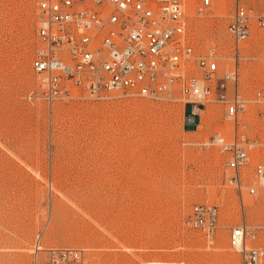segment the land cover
Returning a JSON list of instances; mask_svg holds the SVG:
<instances>
[{
	"label": "rangeland",
	"instance_id": "374dc122",
	"mask_svg": "<svg viewBox=\"0 0 264 264\" xmlns=\"http://www.w3.org/2000/svg\"><path fill=\"white\" fill-rule=\"evenodd\" d=\"M182 1L190 41L199 52L215 47L222 68L234 65L235 3L264 12V0H215L202 12L200 0ZM36 8L37 0H0V264H31L38 238L84 248L86 264H238L232 227L243 214L251 223L264 215L259 197L244 190L241 200L211 143L233 135L223 106L139 96L29 100ZM240 54L238 88L252 99L264 88V27L254 25ZM240 119L264 141V103L250 102ZM250 150L243 171L252 181L264 147ZM197 202L220 207L212 240L189 223ZM248 242L264 245V231Z\"/></svg>",
	"mask_w": 264,
	"mask_h": 264
},
{
	"label": "built area",
	"instance_id": "2783aa9c",
	"mask_svg": "<svg viewBox=\"0 0 264 264\" xmlns=\"http://www.w3.org/2000/svg\"><path fill=\"white\" fill-rule=\"evenodd\" d=\"M214 2L200 0L199 11ZM254 25L264 27V12L237 1L228 24L234 65L222 68L215 47L199 52L190 41L182 0H37L38 46L31 61L37 81L27 98L52 105L73 96L93 100L139 96L182 101L197 109L219 103L224 117L232 121L233 135L230 140L214 137L211 143L225 155V167L233 172L230 182L241 200L244 190L259 197L264 215V161H256L252 181L243 171L253 156L250 146L264 147V141L251 138L249 125L240 119L250 102L264 103V88L252 99L238 88L240 53ZM229 84L234 88L231 94ZM219 216L218 204L197 202L189 223L212 240ZM263 231L264 223H251L246 214L232 227L229 241L240 254L238 264L263 263L264 245L248 242ZM31 253L32 264L87 261L84 248L43 246L39 238Z\"/></svg>",
	"mask_w": 264,
	"mask_h": 264
},
{
	"label": "bare ground",
	"instance_id": "6f19581e",
	"mask_svg": "<svg viewBox=\"0 0 264 264\" xmlns=\"http://www.w3.org/2000/svg\"><path fill=\"white\" fill-rule=\"evenodd\" d=\"M250 8H252V7H250ZM254 9V8H253ZM255 10V9H254ZM256 11V10H255ZM256 26V25H255ZM197 108L195 107V110H196ZM31 264H32V261H31Z\"/></svg>",
	"mask_w": 264,
	"mask_h": 264
}]
</instances>
